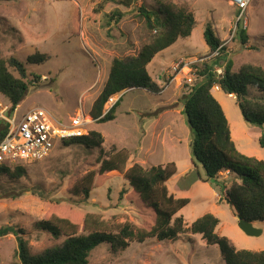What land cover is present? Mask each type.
I'll use <instances>...</instances> for the list:
<instances>
[{"label":"rangeland","instance_id":"374dc122","mask_svg":"<svg viewBox=\"0 0 264 264\" xmlns=\"http://www.w3.org/2000/svg\"><path fill=\"white\" fill-rule=\"evenodd\" d=\"M89 1L0 0V58L14 56L26 62L28 80L38 77L35 84L28 86L19 102L17 119L33 107L45 109L52 121L67 126L78 109L90 115L92 103L108 76L111 60L135 54L156 34L154 29L149 30L136 8L142 5L153 10L159 0H138L128 7L109 2L103 5L99 14L100 25L95 27L83 15ZM171 1L180 6L190 3L196 21L192 36L183 40L188 48L182 52L178 50L174 58L165 61L164 66L186 57V60H192L205 54L207 45L202 36L204 21L216 26L220 38L236 43L232 47L227 43L224 45L231 53L234 47L240 51L242 57H235L236 64L257 63L258 59H264V0H251L240 18L230 0ZM116 12L121 16L117 17ZM228 20L232 26L229 33L227 28V32L220 29L221 26H228ZM237 21L243 24L246 32L249 31L247 38L250 43L245 47L239 44L237 38H233ZM35 51L47 54V59L39 64L27 62V56ZM160 58L161 55L157 58L159 64L162 62ZM212 58L204 62L210 63ZM184 64V61L178 64V72L167 87V76H170L172 68L167 67L162 71V90L158 94L141 89L128 90L118 101L113 120L103 123L94 121L81 130L71 131L76 132V135L87 134L90 130L98 131L103 138L99 147H66L58 140L44 159L20 163L24 168L20 177L0 174V227L11 225L15 229H23L22 236L28 241L30 252L38 255L47 248L61 245L64 240L62 236L54 237L37 227V222L44 219L50 210L64 208L65 212L77 214L81 218L92 214L103 221L107 230L113 232L125 221L138 224V210L130 199L131 187L122 175H108L99 181L96 174L86 200L71 193V188L85 173L98 171L101 160L108 154L125 149L128 152L127 167L133 163L145 168L174 163L176 175L167 181L166 186L176 197L189 199V203L180 210L186 223L190 224L210 213L219 220L215 232L228 237L236 248L252 251L264 249V221H253L255 226L262 229L259 236L246 235L237 226V214L223 199L224 195L215 196L214 191L217 190L210 182L193 179L196 174L204 177V172L201 164L192 159L191 132L181 112L180 100L185 93L188 71ZM150 74L156 79V75ZM215 96L222 103L233 130L244 133L245 120L236 97L228 98L219 91L214 92ZM0 101L2 105L10 107L9 101L1 93ZM246 140L252 152L242 153L254 157L262 155L264 158V146H260L259 137H246ZM191 160L198 166L197 169L190 168ZM224 175L221 172L219 179L228 187L234 175ZM40 192L42 195H39ZM83 233L81 221L77 234ZM88 260L89 264L224 262L221 261L223 259L217 245H207L196 234H183L176 241L150 238L142 243L132 242L125 250L117 252H113L109 244L102 243L90 252ZM16 263L17 243L14 235L0 236V264Z\"/></svg>","mask_w":264,"mask_h":264},{"label":"trees","instance_id":"16d2710c","mask_svg":"<svg viewBox=\"0 0 264 264\" xmlns=\"http://www.w3.org/2000/svg\"><path fill=\"white\" fill-rule=\"evenodd\" d=\"M99 1L90 0L83 10L84 17L94 27L100 25L99 14L103 5L116 2L128 7L138 0ZM136 9L145 19L149 30L154 29L156 34L135 54L111 60L108 76L90 109L91 117L98 123L108 122L116 117L120 99L102 115L103 105L110 95L127 88L154 94L162 90L149 75L147 65L158 52L172 45L178 38L188 37L195 25L194 13L190 8L171 0H159L153 10L142 5ZM116 16L120 17L121 14L116 12ZM202 36L209 52L218 50V55L210 63L204 62L201 65V80L189 92L183 93L180 100L181 112L185 115L191 132V156L201 164L204 172V177L196 174L193 179L210 182L219 195L228 198L226 201L241 218L261 222L264 221V160L247 156L236 148L225 113L211 89L218 86L224 93L234 94L244 120L261 128L264 125V69L251 63H244L233 69L231 59L226 58L223 41L209 22L204 25ZM233 38H237L240 45L245 47L247 34L240 22L236 23ZM46 59L47 54L35 51L26 60L39 64ZM221 59L225 62L223 73L217 74L213 66L220 65ZM25 63L14 56L0 58V93L10 103L9 112L18 106L28 86L35 84L38 79L35 76L34 80H28ZM6 130V122L0 118V140ZM102 142L103 138L96 130L61 139L62 145L66 147L82 145L94 148L99 147ZM259 144L264 146V132L259 136ZM127 159L128 152L125 149L108 154L101 160L98 171L85 173L71 188V193L86 200L96 174L99 181L108 175H122L131 187L130 199L138 210V224L125 221L113 232L107 230L103 221L92 214L81 218L77 214L65 212L64 208L59 211L50 210L44 219L37 222V227L54 237L62 236L64 240L61 245L47 248L41 254L34 255L30 252L28 241L22 236L23 229H15L11 225L0 227V236L13 234L15 237L18 257L16 264H89L90 252L102 243L109 244L111 250L117 252L125 250L132 242L142 243L150 238L176 241L183 234H197L207 245H217L224 264H264V249H238L228 237L218 235L215 228L219 220L214 215L206 213L190 224L185 222L180 210L189 203V199L176 197L166 186L176 172L173 162L151 165L148 168L133 163L127 167ZM225 171L235 175L228 187L219 179L221 172ZM23 173L24 168L20 163L0 165V174L20 177ZM39 195H42L41 192ZM81 221L85 233L77 234Z\"/></svg>","mask_w":264,"mask_h":264},{"label":"built area","instance_id":"2783aa9c","mask_svg":"<svg viewBox=\"0 0 264 264\" xmlns=\"http://www.w3.org/2000/svg\"><path fill=\"white\" fill-rule=\"evenodd\" d=\"M250 1L230 0L238 10V18L244 15ZM216 55H218V50L211 52L209 56L215 57ZM204 61L205 57L201 56L190 64H184L188 66L185 78V92H189L193 85L198 80H201L202 76L199 74V68L203 65ZM177 67L178 64L173 66L172 73L167 77L166 87L174 80L175 74L178 72L176 71ZM214 71L217 74L223 73L222 69H215ZM128 90H131V88L110 95L103 105L102 115L107 113ZM0 107H2L0 118L7 124L6 133L0 140V165L42 160L54 148L56 141L76 135V132L72 133L71 131H75L76 129L81 130V128H85L88 124L95 121L88 113H84L81 109H78V112L73 115L67 126L52 121L49 113L41 107L29 108L20 116V119H17L18 106L9 112V106L7 104L2 105L0 101Z\"/></svg>","mask_w":264,"mask_h":264},{"label":"crops","instance_id":"0c3cea01","mask_svg":"<svg viewBox=\"0 0 264 264\" xmlns=\"http://www.w3.org/2000/svg\"><path fill=\"white\" fill-rule=\"evenodd\" d=\"M182 2H186V3H189V1L188 0H181ZM188 7L192 10V6H191V4L189 3V5H188ZM193 12V11H192ZM194 13V12H193ZM195 17V16H194ZM212 20V19H211ZM196 21V20H195ZM205 23H207L208 21H204ZM205 23H204V25H205ZM214 23V22H213ZM203 25V24H202ZM203 25V26H204ZM195 26V25H194ZM212 27H213V29H214V31H215V33H216V35L219 37V35H218V31H217V28H216V26L213 24L212 25ZM230 27V28H229ZM231 23L229 22V20H228V26L227 25H224V26H221L220 27V29H221V31H226V28H227V30H228V33H229V31L231 30ZM193 29H194V27H193ZM193 29H192V31H193ZM192 31H191V34L188 36V37H185V38H178L172 45H170L169 47H167V48H165V49H163L162 51H160V52H158L153 58H152V60L150 61V63L147 65V71H148V73H149V75H151L150 73H152V74H154V75H156V79H158V80H156L155 78H152L153 80H155L160 86H162V81H161V79H162V77L161 76H163V74H162V71L164 70V69H166L167 67H171V68H173V66H175V65H177V64H179L181 61H184L185 63H191L192 61H194L195 59L193 58L192 60H186L187 59V57L186 58H184V59H180V60H178L177 62H173L172 64H170L169 66H164V63H165V61H167V60H170V59H172V58H174V56H175V54L178 52V50H179V52H182L183 51V49H187L188 48V44L186 43V42H183V40H187V39H189L191 36H192ZM227 32V31H226ZM226 32H225V34H226ZM247 32H249V31H247ZM246 32V34H247V37L249 36V34ZM202 33H203V31H202ZM228 35V34H227ZM219 39L221 40V41H223V46L227 43V44H229L230 45V47H232L234 44L236 45V43L233 41V40H227V38H220L219 37ZM182 41V42H181ZM236 42H237V40H236ZM248 43H250L249 42V40H248V38H247V40H246V42L244 43L245 44V46L248 44ZM240 44V43H239ZM234 49V50H233ZM239 50L237 51L236 49H235V47L234 48H232V53H231V51H229L228 49H226L225 50V53H226V58H230L231 59V61H232V67H233V69H237V68H239L242 64H244V63H247V62H244V63H241L240 65H239V63L238 64H236L235 63V57H237V56H240L239 55ZM210 53L211 52H209V49H208V47H207V49H206V52H205V60L206 59H209V58H211L209 55H210ZM161 55V58L160 59H162V62L159 64V60H157V58L159 57ZM204 55H203V57H204ZM240 57H242V56H240ZM189 61V62H188ZM241 61H243V59H241ZM257 63H251V64H255V65H259V66H261L263 69H264V66H263V63H264V59L263 58H261V59H258L257 61H256ZM224 61H223V59H221L220 60V65H214L213 66V69L215 70V69H222L223 70V65H224ZM155 66L156 67H159V69H156L155 68ZM186 67H188V66H186ZM170 73H172V71L170 72ZM175 76H176V74H175ZM168 77V76H167ZM161 78V79H160ZM173 82V81H172ZM171 82V83H172ZM171 83H169V84H171ZM168 84V85H169ZM215 91H219V92H221V93H223V94H225L228 98H231V99H235V95L234 94H226V93H224L218 86H214V87H212V89H211V93L213 94V96H214V92ZM216 97V96H215ZM216 99L218 100V98L216 97ZM218 102L221 104V106H222V103L218 100ZM223 103H224V101H223ZM181 109H182V106H181ZM222 109H223V111H224V113H225V116H226V118H227V121H228V124H229V128H230V135H231V139L233 140V142H234V144H235V146H236V148L237 149H239V151H241V153L243 152V153H248V152H252L251 150H249V148H248V142H247V140H246V137H247V139H250L251 137H253V136H257V138L262 134V132H264V125H263V127H258V126H254V125H251V124H249V123H247L246 121H244V124H243V126H244V128H245V131H244V133H239L238 131L237 132H235L234 130H233V127H232V125H231V122H230V120H229V118H228V116H227V114H226V111L224 110V107L222 106ZM117 111V110H116ZM243 139H245V140H243ZM248 156V155H247ZM252 157H254V156H252ZM256 157H257V159H261V160H264V158L262 157V155H256ZM255 157V158H256ZM192 165V166H191ZM193 167H195L196 169L198 168V166L195 164V163H193V161L191 160V164H190V168L192 169ZM176 173V172H175ZM225 173V175H224V177H226V176H228V177H233V175L234 174H232V173H228V171H225L224 172ZM175 175L176 174H174L169 180H171V179H173L174 177H175ZM234 179H235V175H234ZM176 190L178 191V192H180L179 191V189L178 188H176ZM174 194V193H173ZM214 194H215V196H218L219 195V193H218V191H214ZM221 200V199H220ZM261 223V222H260ZM254 224V223H253ZM219 225V224H218ZM218 225H217V227H218ZM255 225V224H254ZM218 229V228H217ZM197 235V234H196ZM4 237V236H3ZM198 237L200 238V235H198ZM201 239V238H200ZM203 241V240H202ZM207 247H212V246H207ZM216 256H217V259H218V256H219V254H218V252L216 253ZM220 259H221V257H220ZM221 261H223V260H221ZM223 264H224V262H223Z\"/></svg>","mask_w":264,"mask_h":264},{"label":"water","instance_id":"95a60500","mask_svg":"<svg viewBox=\"0 0 264 264\" xmlns=\"http://www.w3.org/2000/svg\"><path fill=\"white\" fill-rule=\"evenodd\" d=\"M224 200H227V197H223ZM237 217V226L239 229L248 236H259L262 232L261 228H258L253 224V221L246 220L241 218L239 215Z\"/></svg>","mask_w":264,"mask_h":264},{"label":"clouds","instance_id":"9594fccd","mask_svg":"<svg viewBox=\"0 0 264 264\" xmlns=\"http://www.w3.org/2000/svg\"><path fill=\"white\" fill-rule=\"evenodd\" d=\"M237 22H239V21H237ZM237 22H236V23H237ZM241 25H242V24H241ZM242 26H243V25H242ZM235 27H236V25H235ZM242 28H243V27H242ZM127 89H129V88H127ZM132 89H134V88H131V90H132ZM123 90H124V89H123Z\"/></svg>","mask_w":264,"mask_h":264}]
</instances>
